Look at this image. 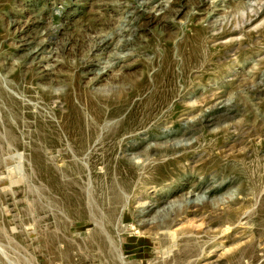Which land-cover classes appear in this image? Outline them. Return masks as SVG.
<instances>
[{
  "label": "rangeland",
  "instance_id": "1",
  "mask_svg": "<svg viewBox=\"0 0 264 264\" xmlns=\"http://www.w3.org/2000/svg\"><path fill=\"white\" fill-rule=\"evenodd\" d=\"M173 1L0 0V264H264V0H202L165 29L142 19ZM235 24L187 70L188 36ZM138 27L142 48L122 51ZM165 58L183 101L152 115L134 82L155 83ZM82 65L106 72L94 90Z\"/></svg>",
  "mask_w": 264,
  "mask_h": 264
},
{
  "label": "bare ground",
  "instance_id": "2",
  "mask_svg": "<svg viewBox=\"0 0 264 264\" xmlns=\"http://www.w3.org/2000/svg\"><path fill=\"white\" fill-rule=\"evenodd\" d=\"M170 4L173 5L174 7L170 6L171 8L169 7L167 9H165L163 5H159L157 7L158 11H162L165 9L164 12L161 13L159 16H154L153 14L150 13V14H147L146 17L145 16L142 17V19H148V21H151L152 23L157 25L158 27H160V29H165L167 23L170 22V20H167L169 18L168 17L169 14H172L174 16H179L181 13H183L186 7H189L188 5H190V10L192 11L191 13L195 11L198 14L202 12L199 9L205 6V2H203L202 0H198L195 2H190L188 0H185V1L180 0L176 3L173 1ZM36 21H38V19H36ZM101 26H103L102 23L97 24V26L88 24L84 26L83 30L84 32L86 33L88 32V34H90V33L97 32L98 30H100ZM137 31L141 32L143 31V28L141 27L136 28L134 33H132L134 39H129V40L124 41V43L121 46L122 51H127V50L138 51V49L142 48V46H137L136 44H134L136 37H138ZM241 32H242L241 29L237 30V24H235L234 26L231 25L230 27H228L227 31L213 30L211 34L208 31L204 32L203 30H197L196 31L197 34L193 36H188L180 44L181 51L184 54L183 56L185 59V66L187 67V70L190 71L193 69H197L202 64V58L204 57L205 53L209 51L208 40H213V43L225 41L222 46L227 47L228 45L236 41L237 36ZM20 42H21L22 47H28L31 44V42H29L27 39H22L20 40ZM100 44H99L100 47L99 46L94 47L95 48L94 51H99L103 46L107 45L108 42L102 41ZM162 46L165 48V51H169L168 42H163ZM214 47L216 48L217 45H214ZM25 50L27 51L28 60H31L32 62H34L35 60L38 59V57H40L45 52V44L41 43L40 45L36 47H29L28 49H25ZM199 59L201 60V62L198 61ZM194 61H198L197 64L199 65L196 67L195 66L191 67V65L195 63ZM230 65L232 64L228 63L227 66H223L222 71L226 70L227 72L231 67ZM82 66L87 68L86 75H89L92 77L90 80L91 85L89 87L90 88L92 87V90H94L95 85L101 80V78L103 77V75L106 74V72H104V68H100V67H96L92 65H89V66L82 65ZM40 75H41L40 76L41 79H45L47 76L44 73H40ZM175 78H176L175 69L172 63L170 62V60L165 58L161 71L156 73L155 75V78H154V81L156 79L155 83H153L152 85L148 87L145 74H143L141 78H139L138 80L134 82L135 85H134L133 92L141 94V93H145L148 90L149 95L146 97L144 101V104H145L144 112L148 111V112H151L152 115H154V114H157L160 110L166 108L173 99L179 98V100L182 99L183 101V98L175 96L176 89H177L176 84H175ZM209 79L212 80V77H209L206 79L204 78L203 82L204 83L210 82ZM192 82L194 84H200L201 80L192 79ZM52 96H54V94ZM50 98H51V95H50ZM83 100L86 104V107L88 108V111L92 115V120H94L95 123L100 124L101 123L100 120H102L101 113L99 112L100 109L96 106V104L92 100L85 98V97L83 98ZM64 104H66L67 106V113L62 121L64 128L66 129L69 135L78 137L77 138L78 142L80 143L84 142V140L82 139L83 138L82 130L84 127H86L85 126L87 124L86 119L83 116H81L78 111H75V109L72 108L71 104L69 103L67 104L66 101H64ZM122 107L123 106L121 105V106H118L117 108L120 109ZM183 111H186V109L183 108ZM49 145H50V148H49L50 150H53V148L56 147V145L53 143V139H50Z\"/></svg>",
  "mask_w": 264,
  "mask_h": 264
}]
</instances>
